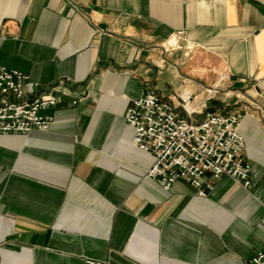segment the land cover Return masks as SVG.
<instances>
[{
	"label": "crops",
	"instance_id": "obj_1",
	"mask_svg": "<svg viewBox=\"0 0 264 264\" xmlns=\"http://www.w3.org/2000/svg\"><path fill=\"white\" fill-rule=\"evenodd\" d=\"M0 63L68 92L47 129L0 135V264H247L264 247V0H0ZM151 89L242 113L251 185L147 176L126 114Z\"/></svg>",
	"mask_w": 264,
	"mask_h": 264
},
{
	"label": "built area",
	"instance_id": "obj_2",
	"mask_svg": "<svg viewBox=\"0 0 264 264\" xmlns=\"http://www.w3.org/2000/svg\"><path fill=\"white\" fill-rule=\"evenodd\" d=\"M67 93L61 81L44 89L29 74L0 63V135L47 129L54 113L43 110L55 108L61 94ZM197 98L190 90L165 98L151 89L128 106L135 144L154 156L147 176L166 188L187 180L199 194L212 187L208 173L212 178L227 174L250 186L252 163L245 156L246 139L239 129L242 113L207 110L206 98ZM247 264H264V247Z\"/></svg>",
	"mask_w": 264,
	"mask_h": 264
}]
</instances>
